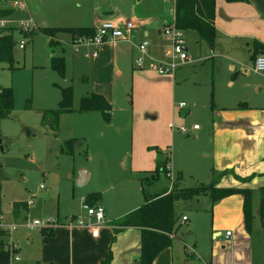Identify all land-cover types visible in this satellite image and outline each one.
Here are the masks:
<instances>
[{
	"label": "rangeland",
	"instance_id": "1",
	"mask_svg": "<svg viewBox=\"0 0 264 264\" xmlns=\"http://www.w3.org/2000/svg\"><path fill=\"white\" fill-rule=\"evenodd\" d=\"M24 1L26 11L15 8L13 0L0 2L1 7L15 9L12 17L30 13L36 23L32 36L20 30L14 32V67L0 62V86L11 87L14 96L12 114L0 120V209L9 221L15 219L14 201L30 203L28 209L21 211V222L27 216L31 221H65L69 217L73 222L85 220L88 216L82 201L92 192L99 193L97 202L105 207L108 219L121 217L142 204L141 179L153 175L155 158L162 155L153 147L171 161V180L176 185L208 183L213 175L208 168L214 148L209 143L210 136L203 132L212 120V105L249 99L264 104V73L253 70L250 56L240 54L238 61L219 56L216 49L211 52L200 44V37L193 30L180 31L189 60L180 66L186 70L177 76L172 90L165 83L167 80L159 79L166 76L148 67H136L134 60L141 53L137 48L140 42L133 33L132 41L103 43L93 61L83 56L89 48L77 52L66 40L70 38L65 27L91 26L100 16L99 6H112L115 16L111 20L131 19L138 8L147 7V0L139 7L138 0ZM151 1L162 9L172 2ZM45 27L61 28L58 43L50 41L43 32ZM157 28L162 30L165 42L155 30H151L149 38L164 46V53L170 51L174 30L167 27L171 32L169 39L162 20L157 22ZM20 41L25 42L24 48H20ZM53 55L64 58L62 71L52 65ZM213 56L217 71H212ZM231 63L236 67L232 68ZM82 77L87 81H81ZM69 87L73 110L60 114L55 130L45 123L44 115L59 107L64 90ZM93 92L101 94L110 105L109 115L102 109H79L81 99ZM194 124L202 128L200 132L193 130ZM70 139L84 141L86 154L77 145L73 154L68 153L66 142ZM82 168L90 173V179L85 185H77ZM209 204L208 198H201L196 207L181 209L182 217L187 219H181L178 235L182 234L193 256L189 257L183 241L175 238L157 255L154 264H239L251 248L252 261L262 264L264 211L259 209L258 189L253 190L250 229L241 219V227H228L230 237L225 236L227 229H222V235L213 238ZM236 204L234 200L231 208L235 209ZM226 220L235 218L231 215ZM41 229L19 228L23 258L9 264H44L35 257V243L25 238V234L41 233ZM118 238L113 240L112 252Z\"/></svg>",
	"mask_w": 264,
	"mask_h": 264
},
{
	"label": "crops",
	"instance_id": "2",
	"mask_svg": "<svg viewBox=\"0 0 264 264\" xmlns=\"http://www.w3.org/2000/svg\"><path fill=\"white\" fill-rule=\"evenodd\" d=\"M143 1L144 0H138V7L142 6ZM147 1V7L144 8L142 6V8H138L137 12L135 11V17L130 19L136 24L133 35L139 42L147 39L149 41L148 52L155 57H162L166 53H164V46L157 45L149 36L151 30H155L158 38L162 39V30L157 28V22L162 20L166 26L173 21L175 3L174 0H171L172 2H167L164 9H162L160 8V4L153 3L151 0ZM99 8L101 9L100 16L96 18L91 26L86 27H97L100 23L111 20V18L115 16L114 9H112L109 3L101 7L99 6ZM215 14V27L219 33L217 34L215 45L211 48L205 41L199 39L200 44H205L211 52H214L216 49L219 56H223L230 61H238L239 56L241 57L240 54H243L244 56L249 55L254 63L255 58L252 56L253 42L254 40H258L264 43V0H246L240 2L216 0ZM123 20L124 19H117L114 21L122 22ZM79 26L83 25L79 24L77 26L68 27ZM68 36L70 39L67 38L66 40L72 43V36L70 34ZM163 39L162 41L164 43L165 39ZM89 60L93 61L94 58ZM210 61L212 71H214V69L217 71L215 57L213 56ZM230 65L232 68L236 67L234 63ZM185 70L186 68L179 67L175 76L159 77V79L167 80L165 83L168 84L167 86H170L169 89L172 90L173 82L176 80L177 76L183 74ZM82 78L81 81H87V78ZM246 98L249 99L248 97ZM241 102H244L245 105L241 106ZM201 129L202 128L199 127V129L193 130L200 132ZM204 133L210 136L211 141L209 140V143L214 148L212 163L208 168L210 173L214 171L221 172L228 169L233 170L241 177L249 176L252 173L257 174L250 182L238 181L231 174H227L221 178V186L257 190L264 184V104H255L249 99V101L240 100L237 103L216 106L212 111V120L203 134ZM75 145H77V147L82 146L84 149L86 148L85 142L81 140H77ZM166 154L168 155V153ZM155 167L156 158L155 166L151 168V171H154ZM89 179L90 173L86 169H80L77 181L85 185ZM163 187H165V183H154L152 190L159 191ZM201 198L209 199L207 196H202L197 202L200 203ZM234 200L237 201L235 209L230 206L233 204ZM143 202L144 198L142 203ZM243 202L242 194L232 195L214 204L210 202L213 238L221 236L223 233L222 229H227L225 231V236L230 237L231 234L227 235V233L230 232L228 227L233 228L240 224L241 219L242 221L244 219ZM185 206L187 205H184L182 202L176 204L177 209L180 211L182 208H185ZM26 209H28V207ZM22 210L23 209H20L18 216H15L14 220L20 221L19 217ZM231 215L235 218V221L228 222L226 219ZM26 218H28V216ZM105 218L106 223L100 228L97 237H94L86 226L71 222L73 218L69 217L65 221H59L60 224L54 228V234L51 236L43 235L36 231V233L34 232L32 235L25 234V238L31 239L32 242L35 243L37 246L35 257L44 264H97L106 256L109 249H113V240L116 241L115 239H117L118 236V242L114 252H112L113 263H134L140 255L141 234L139 229L132 227L126 228L120 231L121 233L119 232V234L115 235L111 224L118 218L115 220L112 218L108 219L106 217V212ZM221 218L224 220L221 221ZM85 222L89 223L90 218H85ZM19 228L15 232V238L19 244L22 245L21 230H19ZM177 238L183 241L185 252L189 257H192L193 255L188 251L187 244L182 234L180 236L178 235ZM252 254L253 249L251 248L249 254L244 255L239 264H255V260L252 261ZM21 258H23V253H21ZM260 260L261 263L264 264V257ZM209 264L211 263L209 262Z\"/></svg>",
	"mask_w": 264,
	"mask_h": 264
},
{
	"label": "trees",
	"instance_id": "3",
	"mask_svg": "<svg viewBox=\"0 0 264 264\" xmlns=\"http://www.w3.org/2000/svg\"><path fill=\"white\" fill-rule=\"evenodd\" d=\"M5 0H0V2ZM227 2H240L246 0H225ZM175 15L172 24L175 29L185 32L187 30L196 31L201 40L205 41L209 47H214L216 42L215 27V9L216 0H174ZM15 12L13 7H1L0 17L12 16ZM59 27H45L43 32L49 37L52 43H58V33L61 31ZM67 32L72 36V42L75 38L92 36L96 27H65ZM15 28H0V62L7 63L10 68L14 67L15 46L17 40L14 37ZM33 31L26 33L32 36ZM253 57L264 54V43L258 40L253 42ZM52 65L62 71L64 68V58L62 56L53 55ZM83 80H86L82 78ZM241 106L245 103L241 102ZM216 106L212 105V110ZM80 110L102 109L105 114H110V105L101 94L91 93L84 96L80 101ZM14 110V96L11 87L0 86V120L9 117ZM72 94L70 87L64 90L63 97L59 102V107L55 110L45 112V123H50L55 130L58 129V121L60 114L72 111ZM77 140L70 139L66 142L67 152L73 154L75 142ZM162 154L156 159V167L153 175L144 176L141 179V189L144 202L136 209L126 213L122 217L113 221L111 226L115 235L126 228H137L141 234L140 255L139 258L131 264H154L157 255L166 247L171 246L173 240L178 237L177 233L181 226L182 213L177 209L176 204L182 201L184 205L196 207L197 200L202 196H207L211 204L222 199L228 198L235 194L243 195V214L244 224L250 229L252 219V201L253 190L250 188H240L232 186H221V178L227 174H231L236 180L241 182H250L256 173L249 176L241 177L233 170H224L221 172H213V177L208 183L199 182L190 186H178L172 182L170 171L166 168L170 161L168 157H164L161 150L153 147ZM65 150V149H64ZM84 153L86 154V148ZM264 175V173H263ZM154 183L164 184L159 191L152 190ZM171 187V188H169ZM1 189V183H0ZM90 205L100 204L99 193H90L85 199ZM259 209L264 211V184L258 189ZM186 206V207H187ZM28 207L26 201H15L12 204L13 213L18 216L20 209ZM41 234L51 236L54 234V227L42 228ZM112 251L109 249L106 256L97 264H114L112 261ZM9 255L4 248V241L0 239V264H9Z\"/></svg>",
	"mask_w": 264,
	"mask_h": 264
},
{
	"label": "built area",
	"instance_id": "4",
	"mask_svg": "<svg viewBox=\"0 0 264 264\" xmlns=\"http://www.w3.org/2000/svg\"><path fill=\"white\" fill-rule=\"evenodd\" d=\"M12 3L13 6L20 11L28 10L24 0H13ZM10 27L23 31L24 33H29L36 28V23L30 13H28L26 17L20 18H14L12 16L0 17V28ZM167 27L174 30L172 34L173 44L171 50L166 52L162 57L157 58L148 52L149 41L144 39L137 45L141 56L134 60L136 67L140 69L148 67L159 75L173 77L176 70L189 60L187 50L184 46V38L180 35V31L175 29L172 24H167L164 33L169 39L171 32ZM135 28V22L130 19H124L122 22L107 20L96 27L95 33L92 36L75 38L72 45L77 52L83 47L89 48L83 51V56L87 59H93L98 55V47L105 42L132 41V33ZM19 46L20 48H24L25 42L20 41ZM253 69L256 72L264 73V55L256 56ZM193 129H199V126L194 125ZM171 167L172 164L171 161H169L166 168L170 171ZM41 187H43V185H41ZM29 204L30 203H28V206ZM82 204V207L86 210L90 218V222L87 223L85 220L79 218L75 223L86 226L90 233L94 237H97L100 228L106 223L105 209L102 204L90 205L85 199H83ZM182 219L185 220L187 217L183 216ZM71 222H73V220ZM59 224V220L55 218H34L32 221L26 218L22 222L16 220L9 221L0 210V239L4 241V248L8 252L9 262L21 260V245L15 238V232L19 227H25L31 230L33 228H52ZM227 235H230V232H228Z\"/></svg>",
	"mask_w": 264,
	"mask_h": 264
},
{
	"label": "water",
	"instance_id": "5",
	"mask_svg": "<svg viewBox=\"0 0 264 264\" xmlns=\"http://www.w3.org/2000/svg\"><path fill=\"white\" fill-rule=\"evenodd\" d=\"M185 49L187 50L186 47H185ZM0 143H1V142H0ZM76 183H77V185H82V183H80V181H77Z\"/></svg>",
	"mask_w": 264,
	"mask_h": 264
}]
</instances>
